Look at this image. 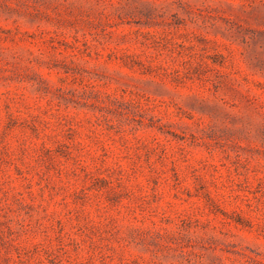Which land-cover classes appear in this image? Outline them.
Instances as JSON below:
<instances>
[{
  "label": "rangeland",
  "instance_id": "1",
  "mask_svg": "<svg viewBox=\"0 0 264 264\" xmlns=\"http://www.w3.org/2000/svg\"><path fill=\"white\" fill-rule=\"evenodd\" d=\"M0 264H264V0H0Z\"/></svg>",
  "mask_w": 264,
  "mask_h": 264
}]
</instances>
